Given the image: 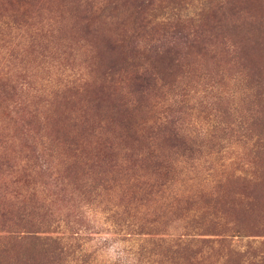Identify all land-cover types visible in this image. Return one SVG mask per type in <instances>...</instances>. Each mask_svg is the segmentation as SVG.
I'll return each instance as SVG.
<instances>
[{
	"label": "rangeland",
	"instance_id": "1",
	"mask_svg": "<svg viewBox=\"0 0 264 264\" xmlns=\"http://www.w3.org/2000/svg\"><path fill=\"white\" fill-rule=\"evenodd\" d=\"M93 1L0 0V264H60L49 244L27 239L30 233H10L46 224L78 233L67 241L66 264H129L139 258L133 255L139 239L178 236L231 237L229 250L242 257L227 264H264L258 262L264 237L249 236L264 233V0L229 7L221 20L230 39L213 42L208 51L184 47L178 62L154 58L145 43L120 37L122 73L145 67L148 81L157 79L143 98L131 95V76L109 75L99 64L101 41L114 30L95 13ZM218 1L164 0L150 13L197 22ZM133 3L125 5L129 14ZM83 13L89 21L80 19ZM88 23L91 33L85 32ZM68 74L84 76V89L43 94L47 81ZM126 101L139 111L125 112ZM172 110H180L182 129L196 137L200 155L170 148L163 128L153 126ZM57 147L77 148L78 183L92 181L97 188L90 203L79 202L69 186L74 177L62 180L58 168L42 166L46 150ZM164 161L173 163L174 175L155 166ZM204 180L206 191H196ZM153 183H165L164 193L154 188L147 195ZM11 235L17 240H6ZM217 254L208 264H221ZM163 260L152 262L172 264Z\"/></svg>",
	"mask_w": 264,
	"mask_h": 264
},
{
	"label": "trees",
	"instance_id": "2",
	"mask_svg": "<svg viewBox=\"0 0 264 264\" xmlns=\"http://www.w3.org/2000/svg\"><path fill=\"white\" fill-rule=\"evenodd\" d=\"M158 1L159 0H136L137 4H132L133 14H129L128 9L125 8V5H127L130 0L93 1L94 5L98 7L96 8L95 13H98L101 17H103V20L107 22L109 26H113L114 30V35L111 39H109L108 41H101L102 44H104L105 52L103 56L100 57L99 64L105 67L104 73L106 71V73L109 75L126 74L127 77L131 76L130 82L132 84L133 90L131 95L133 96L134 94H137L139 98H143L145 92L148 89V86L150 87L153 84L155 85L157 79L153 80L154 83L153 81H151V79L149 82L148 77L146 76L147 70L145 67L140 68L139 72L122 73L125 60L121 52L119 51L118 46H116V42L120 37L126 38L132 44L139 43L140 45L145 43L144 45H147L149 48L148 51L154 54V58H163L167 56L169 61L178 62L180 58L184 59V55L180 54L181 50L184 47L190 49L199 48L201 51H208L216 41L223 42V39H230L229 36L224 37L221 19L225 15L226 10L229 7H231V9L236 8L234 7V5L239 0L218 1L216 5L209 7L208 11L206 12L208 16L206 18L199 19L197 22H191L187 19L181 20L180 18H177L176 20H165L164 18L158 19L152 13H150V11L160 8L159 3L163 2L164 0H161L160 2ZM86 12L91 11L85 10L84 13ZM84 13L80 17V19L83 21H89L90 18L87 16V14ZM89 27V23L84 27L86 33H91ZM60 31L61 28L59 26L58 33ZM2 32L3 29L0 28V36L3 35ZM134 48L135 47L130 49L131 52L134 51ZM200 53L201 52L196 51L197 56ZM74 74L66 75L64 79H61L60 82L57 83H55L54 81H47L44 89L42 90L43 94L59 95L71 91L77 93L80 91V88L84 89V86L86 85V78L84 76L83 78H78ZM1 76L2 74H0V87L3 83L1 80ZM2 88L4 90L9 89V91L14 92V88L8 86L7 84H3ZM95 95L97 96L98 93H95ZM142 102L143 101L139 103ZM132 105V103L126 101L121 105V107L124 108L125 112H131L134 114L139 110H134ZM179 113L180 110H172V112L168 114V116L162 118V120H160L159 122L154 123L153 126H155V129L159 132L161 131L159 129L163 128L162 131L164 137L168 142H171L170 148L177 147L182 149V152L190 154L188 156H182L192 157L193 154L195 156L200 155L203 152L202 148L200 145H197L196 137L190 135L191 132L189 130L182 129V118L177 116V114ZM193 139L195 140V142L193 141ZM76 150L77 148L68 150L58 147L54 149H47L45 152V156H47L48 159L45 161L41 160L42 166L46 167V169L53 167L51 169L52 171L55 168H58L59 173L63 172V175H60V177H62V180L74 177V181H68V184H70L69 186H72L73 192L77 193L79 202L83 200L87 203H90L89 200L91 199V197L95 196V191L97 188L92 181H87L86 183H78L76 176L78 173L77 168L80 164L81 157L79 155H76ZM69 152H74V156L71 157L69 155ZM54 156H61L63 161L57 162V164H51L50 162L54 163L53 160H51V158ZM155 166L163 169L167 173L172 172V175H174V171H172L173 163L171 162L168 163L164 161L163 164H155ZM211 166L212 165H210V167L207 169L211 170ZM212 169L216 172L218 167ZM57 180H59V176H57ZM212 181H215V179H212ZM164 185L165 183H162L160 185H156L155 183H153L152 186L147 189V195H150L151 190L154 188L164 193V188L166 186ZM174 185L175 182H173V184H171L169 188H173ZM198 185L199 187L196 189V191H198L200 188L202 191H206L205 189L208 188L209 183L204 180L201 184ZM184 190L185 191L183 192H187L189 189L186 188ZM188 198L189 195L185 197L182 196L181 198L180 196H178L174 197L172 202H180ZM162 206L164 207V209L168 207L166 204H163ZM220 214L222 219L224 217V211L221 210ZM240 218L244 223L247 218L246 213L242 214ZM29 227L34 228L35 226L32 225ZM62 227L63 226L60 225L57 226L58 229H61ZM41 229H43V231ZM51 229V225L46 224L44 226H41L40 228H36L35 231H14L10 233H30L27 239L49 244L52 247V252L56 254V262L60 261V264H66V259L69 256L68 251L71 249L68 247L67 241L69 242L71 240H74L78 233L68 234V232H66V230L64 229L62 230V232H60L56 228H54V231H51ZM262 229H264V227ZM58 233H60V235H58ZM236 233L238 234V232ZM53 234H56V236H52ZM249 236L264 237V233L255 232L254 230H252V234ZM249 236L243 235L242 237ZM12 237L13 235H11L10 238H7L6 240H17ZM224 239L225 240H207V238H203V240H198L194 236H178L177 238H142L138 240L141 243V245H139V247L137 248L138 253L133 254L134 256H137L139 258L132 259L133 261H131L129 264H153L152 260L155 261L156 258H160V256L161 259H164L163 261L165 263L189 264L193 260H198L196 261V264H208L210 263L209 260L211 259L212 255L215 254V252L218 253V257H221L218 260V263L220 262V260H222L221 264H227V262L230 260V257L232 256H237L238 259L241 258L242 255L233 252L234 250H229V244L231 245V237H226ZM215 247L216 250L215 252H213ZM206 249H209V252H205ZM200 255L201 257H199ZM263 260L264 258L258 259V262H263Z\"/></svg>",
	"mask_w": 264,
	"mask_h": 264
}]
</instances>
